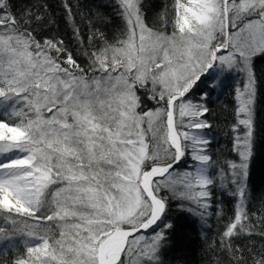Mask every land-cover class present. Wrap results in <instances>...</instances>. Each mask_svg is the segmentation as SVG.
<instances>
[{
	"label": "snow or ice",
	"instance_id": "6c2138e0",
	"mask_svg": "<svg viewBox=\"0 0 264 264\" xmlns=\"http://www.w3.org/2000/svg\"><path fill=\"white\" fill-rule=\"evenodd\" d=\"M63 7L75 48L46 4L0 0V264H170L180 215L223 216L218 192L234 203L207 264H264V0L151 18L149 0H104L86 39ZM233 74L228 159L207 130Z\"/></svg>",
	"mask_w": 264,
	"mask_h": 264
},
{
	"label": "trees",
	"instance_id": "16d2710c",
	"mask_svg": "<svg viewBox=\"0 0 264 264\" xmlns=\"http://www.w3.org/2000/svg\"><path fill=\"white\" fill-rule=\"evenodd\" d=\"M31 2V0H27ZM41 4L47 5V13L55 20L52 32L62 36L71 47L75 48V41L72 39V24L67 18L64 10V3L72 6L75 16V24L80 27L82 35L87 38L88 17L94 15L97 6H101L104 0H38ZM150 9L148 12L151 18L160 11L165 4L169 6V17L173 15L171 5L173 0H149ZM43 11V9H41ZM107 16H112L110 7H101ZM113 22H118L113 18ZM113 24H109L105 31H111ZM169 25V29H170ZM83 58H81L82 60ZM227 87L223 90H216L212 93L209 104L216 115L214 126L208 130L209 135L213 137L212 151H219L228 159H236L231 149L230 125L233 122L232 111L236 105L234 99L235 84L231 76L225 81ZM250 189H254L256 197L264 196V155H258L250 177ZM217 199L223 201L224 214L217 217L215 214L207 218V223L200 221L198 217L190 216L187 213L181 214L178 221L180 231V243L177 250L169 251L166 256V262L177 264V258H182L183 264H207V257L204 255V249L207 243L219 239V234L223 231L224 224L228 217L232 215L233 199L220 192L217 193ZM253 203H256L255 201ZM215 207V205H214ZM173 212L176 209L173 208Z\"/></svg>",
	"mask_w": 264,
	"mask_h": 264
},
{
	"label": "rangeland",
	"instance_id": "374dc122",
	"mask_svg": "<svg viewBox=\"0 0 264 264\" xmlns=\"http://www.w3.org/2000/svg\"><path fill=\"white\" fill-rule=\"evenodd\" d=\"M231 79H232V82L235 84V86H236V84H237V82L241 79V77L240 76H238V75H236V74H233L232 76H231ZM201 87H203V85H201ZM199 92V89H197V93ZM208 131V130H207ZM209 133V132H208Z\"/></svg>",
	"mask_w": 264,
	"mask_h": 264
},
{
	"label": "water",
	"instance_id": "95a60500",
	"mask_svg": "<svg viewBox=\"0 0 264 264\" xmlns=\"http://www.w3.org/2000/svg\"><path fill=\"white\" fill-rule=\"evenodd\" d=\"M149 232L151 231V230H148Z\"/></svg>",
	"mask_w": 264,
	"mask_h": 264
}]
</instances>
